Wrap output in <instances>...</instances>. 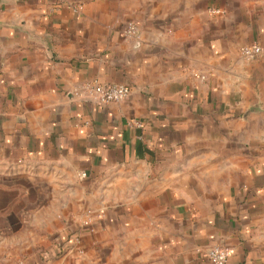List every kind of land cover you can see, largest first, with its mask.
Masks as SVG:
<instances>
[{"label":"crops","instance_id":"crops-1","mask_svg":"<svg viewBox=\"0 0 264 264\" xmlns=\"http://www.w3.org/2000/svg\"><path fill=\"white\" fill-rule=\"evenodd\" d=\"M252 43L264 0H0V179L45 181L61 214L0 264H213L215 244L264 264ZM94 81L131 93L98 103Z\"/></svg>","mask_w":264,"mask_h":264},{"label":"rangeland","instance_id":"rangeland-1","mask_svg":"<svg viewBox=\"0 0 264 264\" xmlns=\"http://www.w3.org/2000/svg\"><path fill=\"white\" fill-rule=\"evenodd\" d=\"M82 175L84 176V174ZM3 178L4 180H2ZM2 179H0L1 259L8 257L7 251L10 249L9 246L14 236L17 235L16 238H18L26 230H29L30 233H47L44 229L52 225L51 222L54 221V218L56 220L61 218V214L55 213V204L48 200L50 189L45 181L34 179L36 186H32V181L29 178L17 175L16 180L10 182L8 186L5 184V177ZM15 242L18 241H13V245ZM17 257L19 264H22V253H17Z\"/></svg>","mask_w":264,"mask_h":264},{"label":"built area","instance_id":"built-area-1","mask_svg":"<svg viewBox=\"0 0 264 264\" xmlns=\"http://www.w3.org/2000/svg\"><path fill=\"white\" fill-rule=\"evenodd\" d=\"M126 36L138 38L140 27L134 21H129L125 30ZM240 54L245 60H254L264 54V45L261 43H252L243 45L240 48ZM87 96L98 103L106 104L111 102H120L127 98L131 93L130 86L119 83H100L97 81L87 82L85 84ZM85 176V174H84ZM230 249L221 244L209 246L204 255L213 264H237L230 260Z\"/></svg>","mask_w":264,"mask_h":264}]
</instances>
